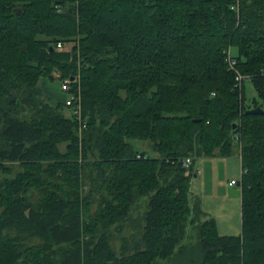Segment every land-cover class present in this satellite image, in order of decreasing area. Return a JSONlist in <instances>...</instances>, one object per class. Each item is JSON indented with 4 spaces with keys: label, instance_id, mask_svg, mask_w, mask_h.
Masks as SVG:
<instances>
[{
    "label": "trees",
    "instance_id": "trees-1",
    "mask_svg": "<svg viewBox=\"0 0 264 264\" xmlns=\"http://www.w3.org/2000/svg\"><path fill=\"white\" fill-rule=\"evenodd\" d=\"M55 71L79 76L82 131L39 87ZM260 101L264 0H0V264H264ZM235 148L242 233L222 236L190 185Z\"/></svg>",
    "mask_w": 264,
    "mask_h": 264
},
{
    "label": "rangeland",
    "instance_id": "rangeland-1",
    "mask_svg": "<svg viewBox=\"0 0 264 264\" xmlns=\"http://www.w3.org/2000/svg\"><path fill=\"white\" fill-rule=\"evenodd\" d=\"M73 43L66 44V47H72ZM232 54H237L236 49H232ZM79 77V76H78ZM48 83L47 92L51 93V102L66 103L71 94L61 91V74L58 71L53 73V79L46 77ZM46 91V89H43ZM44 91V92H45ZM47 93V94H48ZM46 95L47 99L48 96ZM245 95L247 105H252L254 99H258L257 90L252 82L245 83ZM264 109V103L260 101ZM66 110V114L69 115ZM83 129V128H82ZM81 129V131H82ZM136 150L145 152L147 155L157 158L156 152L152 150L150 142L139 140L128 141ZM194 172L200 171L202 176H193L191 179V203L200 200L202 209L218 223V231L222 236H240L242 233V191L240 184L230 186L232 181L241 182L242 169L238 148L231 157L221 158H201L197 159L194 166ZM4 176L0 175V179ZM139 213L146 211V201L140 202ZM137 216V214H135ZM131 231L127 233L129 235ZM190 242L194 243L193 235ZM120 240L114 243L117 251L120 250Z\"/></svg>",
    "mask_w": 264,
    "mask_h": 264
},
{
    "label": "built area",
    "instance_id": "built-area-1",
    "mask_svg": "<svg viewBox=\"0 0 264 264\" xmlns=\"http://www.w3.org/2000/svg\"><path fill=\"white\" fill-rule=\"evenodd\" d=\"M236 9H238V5L236 6ZM59 47H62V45H59ZM226 63L228 65V68L230 71L235 73V89L238 90L240 93L243 92L245 88L246 82H252V77L250 75H244L242 74L238 69V61L235 59V56L232 54V49L229 48L226 51ZM73 83H77V93H74V87ZM79 77L76 79H64L61 80L60 89L63 92L70 93L71 98L66 102L67 105L72 107V114L79 120L81 129L84 127L82 124V110H81V94H80V88H79ZM184 167L188 170L187 175L190 173L189 169L193 165V159L192 158H186L183 161ZM200 171H195V176H200ZM239 183L236 181H232L230 183L231 186L238 185Z\"/></svg>",
    "mask_w": 264,
    "mask_h": 264
},
{
    "label": "crops",
    "instance_id": "crops-1",
    "mask_svg": "<svg viewBox=\"0 0 264 264\" xmlns=\"http://www.w3.org/2000/svg\"><path fill=\"white\" fill-rule=\"evenodd\" d=\"M39 87H40V89L42 90V92H43V94H44V96H45V98L47 99V97H46V95H49V94H51V93H48L47 92V89L49 88L48 87V83L46 82V79L45 78H43V79H41V81H40V83H39ZM43 89H46V91L45 90H43ZM45 91V92H44ZM62 91V90H61ZM48 93V94H47ZM52 95V94H51ZM51 95H49L48 96V101L50 102V104H52V105H57L58 103H54V102H51V98L53 97H51ZM51 97V98H50ZM200 176H202V173H201V175ZM196 177V176H195ZM231 186V185H230ZM233 187V186H232ZM217 222V221H216ZM217 226H218V223H217Z\"/></svg>",
    "mask_w": 264,
    "mask_h": 264
},
{
    "label": "water",
    "instance_id": "water-1",
    "mask_svg": "<svg viewBox=\"0 0 264 264\" xmlns=\"http://www.w3.org/2000/svg\"><path fill=\"white\" fill-rule=\"evenodd\" d=\"M233 93H235V92H233ZM263 113H264V110L261 107H256V108H253V109H250L247 111L248 115H262ZM195 122H197V121H195Z\"/></svg>",
    "mask_w": 264,
    "mask_h": 264
}]
</instances>
